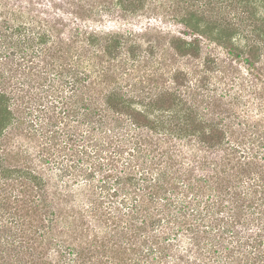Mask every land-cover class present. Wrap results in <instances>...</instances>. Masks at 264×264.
Masks as SVG:
<instances>
[{
    "label": "trees",
    "instance_id": "1",
    "mask_svg": "<svg viewBox=\"0 0 264 264\" xmlns=\"http://www.w3.org/2000/svg\"><path fill=\"white\" fill-rule=\"evenodd\" d=\"M116 1L0 0V264H264V0Z\"/></svg>",
    "mask_w": 264,
    "mask_h": 264
},
{
    "label": "rangeland",
    "instance_id": "2",
    "mask_svg": "<svg viewBox=\"0 0 264 264\" xmlns=\"http://www.w3.org/2000/svg\"><path fill=\"white\" fill-rule=\"evenodd\" d=\"M31 1L41 7L47 6L49 3L55 4V6H64L63 0ZM160 1L164 2V0H140L139 3H130L133 1L124 0L123 3H81L83 6L87 4L107 6L110 10L101 11L85 21L80 20V22L85 23L89 28L101 31L119 30L142 33L143 39L141 40L156 39L160 42H165L168 35L182 36L184 32H188L180 21L171 16V3H159ZM113 2L117 1L113 0ZM122 6L127 10L121 9ZM131 7L139 8L131 11Z\"/></svg>",
    "mask_w": 264,
    "mask_h": 264
}]
</instances>
